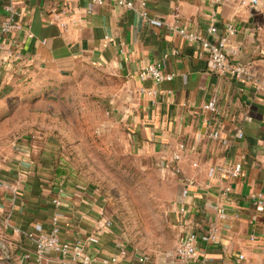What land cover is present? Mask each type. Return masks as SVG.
<instances>
[{"label":"crops","instance_id":"crops-1","mask_svg":"<svg viewBox=\"0 0 264 264\" xmlns=\"http://www.w3.org/2000/svg\"><path fill=\"white\" fill-rule=\"evenodd\" d=\"M95 1L0 0V21L12 4L23 26L0 36V97L42 88L86 66L120 80L111 102L116 119L139 153L150 155L171 179V238L148 254V264H184L175 251L188 232L196 233L197 245L186 264H264V217L250 200L251 194L264 195V94L245 80L211 72L199 46L174 32L180 27L213 43L232 26L230 63L246 66L264 82V0L256 5H248L251 0H146L147 20L140 15L141 0H126L134 9L118 7L116 0ZM61 9L67 12L60 17L65 28L53 13ZM210 25L214 36L207 35ZM153 63L173 80L156 86L139 79V71ZM151 90L155 96L147 94ZM211 97L217 99L215 116L203 108ZM236 128L242 139L234 137ZM212 132L219 133L218 140L208 138ZM51 150L25 141L0 164V264H39L32 240L50 231L54 217L62 240L97 238L84 250L88 264H138L139 253L110 217L104 198L65 180L52 166ZM234 163L241 164L242 174L225 193L227 183L215 168ZM57 188L64 194L55 207ZM46 257L50 264H82L53 252Z\"/></svg>","mask_w":264,"mask_h":264},{"label":"rangeland","instance_id":"rangeland-1","mask_svg":"<svg viewBox=\"0 0 264 264\" xmlns=\"http://www.w3.org/2000/svg\"><path fill=\"white\" fill-rule=\"evenodd\" d=\"M121 84L86 66L42 88L0 97V164L25 141L44 143L64 179L95 189L128 245L148 255L171 238V179L139 153L116 119L111 102Z\"/></svg>","mask_w":264,"mask_h":264},{"label":"built area","instance_id":"built-area-1","mask_svg":"<svg viewBox=\"0 0 264 264\" xmlns=\"http://www.w3.org/2000/svg\"><path fill=\"white\" fill-rule=\"evenodd\" d=\"M215 3L220 4L222 0H214ZM97 5L103 3L102 0H96ZM242 5L247 3L242 1ZM257 0H251L248 5H256ZM116 5L125 9H134V5L131 2L126 0H116ZM140 6V15L143 19H148V10L146 0H141L139 2ZM6 16L0 21V36H7L10 33L21 31L23 26L19 21V13H17L12 4H7L5 6ZM54 16L57 18L56 21L59 23L61 28H65L66 24L60 20V17H64L67 12L64 9L60 11H54ZM59 17V18H58ZM174 32L184 38L189 43L197 44L200 48V51L205 54L207 58L208 68L211 72L216 74L219 77H232L237 81L245 80L247 83H250L258 92L264 94V82L259 81L250 74L248 68L244 65L232 64L229 60V53L227 51V40L235 32L232 26H228L224 36L219 37L215 42L211 43L206 40L202 35L196 32H190L186 29L180 27H174ZM207 35L214 36L216 35V29L213 25H210L207 28ZM32 35L29 33L28 38H31ZM3 45L0 43V51L4 50ZM264 54V46H263ZM138 78L142 80H150L156 86H159L165 82H171L174 78V75L171 73H165L160 64L153 63L142 68L138 73ZM155 91H148L147 94L150 96H155ZM206 111L210 112L213 116L218 114L217 108V99L216 97H211L207 104L203 107ZM249 121V118H246ZM234 137L236 139H242L243 132L240 128L235 129ZM208 138L213 141L219 139L218 132H212L208 134ZM183 146H180L182 149ZM215 173L217 177L227 183L226 188L224 189L225 193L230 191V183L232 181L238 180L242 174V166L240 163H234L232 165H219L215 168ZM64 194L62 188H57V198L52 200V203L55 207H58L61 202V196ZM187 191L182 192V198H185ZM250 200L252 202L253 209L256 213H259L264 217V195L262 194H251ZM185 206H181L179 211L181 213L185 212ZM214 231H210V239L214 240ZM98 240L95 236H88L84 241H67L61 239V231L58 226V222L54 217L52 219V226L48 233H41L35 236L32 240L34 245V251L37 259L40 261L39 264H50V261L46 257L48 252H53L62 257H69L72 262L82 264H88V259L84 257V250L87 245L97 244ZM196 245H197V235L194 232H188L183 241L180 243L179 247L175 251V257L181 263L190 262L196 254ZM125 252H122L124 255ZM149 256L146 254H137L136 260L138 264H148ZM243 257L240 256L238 261L242 260ZM111 262H116V259H111Z\"/></svg>","mask_w":264,"mask_h":264}]
</instances>
